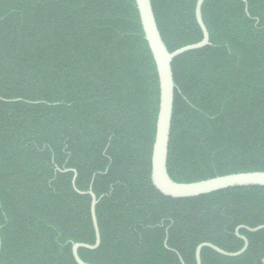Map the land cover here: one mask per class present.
<instances>
[{
	"label": "trees",
	"instance_id": "1",
	"mask_svg": "<svg viewBox=\"0 0 264 264\" xmlns=\"http://www.w3.org/2000/svg\"><path fill=\"white\" fill-rule=\"evenodd\" d=\"M198 0H152L170 52L199 43ZM210 45L173 62L178 183L264 171V0H206ZM158 68L136 0H0V264H197L264 226V187L194 198L153 182ZM76 176V179H75ZM75 181V184H74ZM245 253L202 264H264Z\"/></svg>",
	"mask_w": 264,
	"mask_h": 264
},
{
	"label": "water",
	"instance_id": "2",
	"mask_svg": "<svg viewBox=\"0 0 264 264\" xmlns=\"http://www.w3.org/2000/svg\"><path fill=\"white\" fill-rule=\"evenodd\" d=\"M205 1L206 0H198L196 5V19L203 32V39L199 43L187 45L173 52H170L159 30L153 9L152 0H136L146 39L153 53L160 78L161 102L160 111L158 115L156 139L153 148V182L157 189L162 192L165 196L174 197L178 199L194 198L201 195L211 194L220 190H226L236 187H264V171L232 174L195 183L175 182L169 174V144L172 130L176 90L173 72V62L178 56L186 52L201 49L211 44L210 34L204 22L202 13V8ZM88 193L92 196L91 213L96 233V242L94 245H88L84 243H77L74 245L73 255L78 264H90L85 262L80 257V248L95 250L101 244V233L96 212L99 200L93 192L92 188ZM240 228H245L249 232H258L260 230H263L264 226H259L256 228ZM239 229L237 230V235L245 242L244 247L240 251L231 253L213 244L203 243L196 250L197 264H202V250L205 247L212 248L218 253L228 257H237L245 253L249 247V240L247 239V237L239 233Z\"/></svg>",
	"mask_w": 264,
	"mask_h": 264
}]
</instances>
